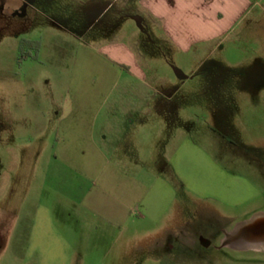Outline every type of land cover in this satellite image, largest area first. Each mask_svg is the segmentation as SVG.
I'll return each instance as SVG.
<instances>
[{"label":"rangeland","instance_id":"obj_1","mask_svg":"<svg viewBox=\"0 0 264 264\" xmlns=\"http://www.w3.org/2000/svg\"><path fill=\"white\" fill-rule=\"evenodd\" d=\"M124 1L0 0V264H264L262 252L221 245L222 229L264 214V194L240 206L181 198L163 227L183 226L178 241L197 245L167 253L143 245V232L98 237L76 215L74 175L53 164L56 129L75 90L98 96L103 59L127 70L129 81L137 65L163 91V130L174 146L190 137L264 193V9L242 24L248 39L182 51L141 0ZM116 43L132 55L122 62L117 50L97 55ZM145 152H135L138 162L147 163ZM157 239L172 240L160 229Z\"/></svg>","mask_w":264,"mask_h":264},{"label":"crops","instance_id":"obj_2","mask_svg":"<svg viewBox=\"0 0 264 264\" xmlns=\"http://www.w3.org/2000/svg\"><path fill=\"white\" fill-rule=\"evenodd\" d=\"M130 3L125 0L123 5ZM141 5L161 25L166 40L189 51L199 44L217 48L248 39L241 26L249 17L255 18L256 10L264 9V0H141ZM116 50L121 62L132 55L122 43L104 47L97 55ZM103 60L101 71H96L105 81L92 84L97 86L98 96L83 97L74 91L70 109L59 119L54 145V167L74 175L70 197L84 226L104 238L115 230L123 234L133 231L136 237L143 232V245L167 253L177 244L197 245L178 241L176 233L183 226L163 227L181 198L240 206L263 196L250 178L228 171L190 137L174 146L164 135L163 91L148 82L137 65L136 70L129 67V81L125 69ZM152 108L159 113L150 111ZM165 145L172 148L163 160ZM144 148L147 163H140L135 152ZM47 189L61 194L51 186H45ZM140 226L145 229H138ZM158 229L172 240L153 241ZM263 230L264 214H257L251 223L237 224L232 231L222 229L221 245L233 251L264 253Z\"/></svg>","mask_w":264,"mask_h":264},{"label":"flooded vegetation","instance_id":"obj_3","mask_svg":"<svg viewBox=\"0 0 264 264\" xmlns=\"http://www.w3.org/2000/svg\"><path fill=\"white\" fill-rule=\"evenodd\" d=\"M247 232V231H246ZM244 233H245V231H244ZM241 234H243V233H241ZM247 234H248V232H247Z\"/></svg>","mask_w":264,"mask_h":264}]
</instances>
